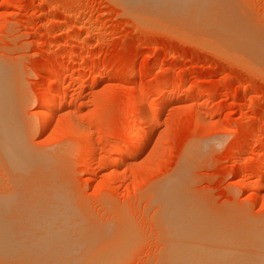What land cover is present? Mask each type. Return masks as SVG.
I'll list each match as a JSON object with an SVG mask.
<instances>
[{
	"label": "rangeland",
	"instance_id": "rangeland-1",
	"mask_svg": "<svg viewBox=\"0 0 264 264\" xmlns=\"http://www.w3.org/2000/svg\"><path fill=\"white\" fill-rule=\"evenodd\" d=\"M129 1L0 0V90L27 155L84 231L112 245L93 264H167L158 192L173 177L224 234L229 264H264V0H209L218 15L204 33L136 20ZM219 17L256 57L215 51L229 38L216 40ZM136 103L149 135L129 157ZM14 193L0 161V197Z\"/></svg>",
	"mask_w": 264,
	"mask_h": 264
},
{
	"label": "bare ground",
	"instance_id": "bare-ground-1",
	"mask_svg": "<svg viewBox=\"0 0 264 264\" xmlns=\"http://www.w3.org/2000/svg\"><path fill=\"white\" fill-rule=\"evenodd\" d=\"M134 2L132 3V0L131 2L129 1L132 5L134 4L133 7L136 9V12H134L135 16L133 15L136 20L142 21L149 19L153 21L149 23L158 24V22H162L170 24L171 27L174 26L190 32H197L202 25H204L205 28L206 25L210 24L206 22L209 20L212 21L213 16L215 17V15H218H213L214 11L210 10V6L208 5L209 0H134ZM127 5L129 4L127 3ZM219 19L216 21V24L214 21V24L217 25L220 22L217 30H219L220 27V34L223 36L221 37L217 31L219 35L216 34V40L222 38V40L219 41L222 43V41L227 38V35H229V38L224 40V44H213L212 46H214L215 51L216 48L220 46L219 48H222L221 51H227L223 54L232 50L229 54L235 55L238 54L240 50L238 55H245L244 53H246V55H255L254 57H256L254 53L259 47L255 46L254 43V47H252V43L248 44V47L252 49L250 50L253 51L251 52L249 50L250 53L246 51L248 49L247 44L245 45V49L247 48L246 50H243L244 45L241 43L240 47L238 46L237 48L239 40H235V37L231 35L235 31L231 32V28L222 31L223 28H221L224 27V22L225 24H229V18L224 20ZM211 23L213 24V21ZM221 23H223L222 26ZM202 31L204 33V29ZM227 31L230 34H226ZM186 35L187 34H185V36ZM209 35L210 34L207 36ZM231 37H234L233 40L235 41H233ZM213 40H215V38H213ZM236 41L237 45L234 43ZM232 45H234L236 51L233 50ZM222 46L230 50H226ZM229 46L231 47L229 48ZM56 106L52 107L46 115L43 114V111H38L37 120L39 127L42 128L47 124L49 114L56 109ZM8 107L7 94L0 90V161L11 177L15 190V193L9 197H0V264H93L96 258L103 257L99 256L100 254H106L108 251L106 247H109L111 244H106L107 246H104L105 243L101 242L103 240L99 239L100 234L94 237L91 234L92 232H86L87 230L84 231V226L80 223L82 221L74 216V214L76 216L78 215L74 213L65 202V200H67L64 196L65 193L63 194V192L56 187L58 186L55 182L57 179L55 180L51 177L52 174L50 171H47V165L43 166L46 169L44 170L43 167L40 168L34 164V156L33 159H31L29 155H27L20 137L11 122ZM151 115L148 116V119H150ZM132 116L135 118L137 125H133L129 129L128 133H130L131 136L137 133L139 129L138 125H143V119L145 120L143 110L137 103L133 108ZM122 128L123 127L120 126L119 130H122ZM19 131L21 130L19 129ZM139 133L141 134L136 139L137 141L130 146L131 149L127 154L129 157L135 155L142 149L143 144H145L148 138L149 129L147 126L143 125ZM87 143L86 146L84 145L86 148L88 146ZM125 143L126 142H122L116 146L117 150L127 145ZM130 144L131 143H129V145ZM92 150L93 146L87 148V150H85L86 152L84 151L87 154L84 156L85 158L83 160L89 158V154ZM123 159L122 156V159L119 158L115 161L120 162ZM125 159H127V157ZM174 179L173 177V179L168 180V183H162L159 190L160 192H158V196L160 197H162V195H159L162 194V190L168 193L165 195L163 194L164 197L162 201H160V199L158 202L159 205L160 202H162V206H159L162 208L159 222L164 226L163 232L167 235V239L162 238L165 243L164 261H166L167 264H229L227 260V254H229V252H227L228 249H226L228 246L226 247L223 245L224 243L222 241L224 240V238H222L224 234H222V237H219V234L216 235L213 233L215 230L212 229H215L216 226H212V231L209 229L211 226H208L210 222L207 223V221L210 220L208 218L206 220L205 216L201 215V210L198 213L192 205L183 202L184 197L180 196L182 194H180V190L178 191L181 185ZM167 185H169L170 188H167ZM175 185H177V187ZM167 189H172L171 191L169 190L170 194L169 191L167 192ZM61 190L64 191L62 186ZM173 190L176 191V196L172 192ZM157 198L158 197L155 196V199ZM185 201L187 202L188 200ZM15 204H21L22 207H17V211L16 209L14 211ZM202 213H204V211H202ZM211 222L213 223L214 221ZM161 228L160 225V229ZM217 230L216 227V231ZM104 231L106 232V230ZM99 232L101 233L100 229ZM218 232L220 231L216 233ZM108 234L109 233H107V236ZM103 237L104 236H102V238Z\"/></svg>",
	"mask_w": 264,
	"mask_h": 264
}]
</instances>
